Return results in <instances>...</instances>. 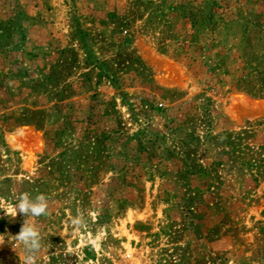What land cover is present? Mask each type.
<instances>
[{"label": "rangeland", "instance_id": "rangeland-1", "mask_svg": "<svg viewBox=\"0 0 264 264\" xmlns=\"http://www.w3.org/2000/svg\"><path fill=\"white\" fill-rule=\"evenodd\" d=\"M260 72L264 0H0V201L48 197L37 264H264Z\"/></svg>", "mask_w": 264, "mask_h": 264}, {"label": "clouds", "instance_id": "clouds-1", "mask_svg": "<svg viewBox=\"0 0 264 264\" xmlns=\"http://www.w3.org/2000/svg\"><path fill=\"white\" fill-rule=\"evenodd\" d=\"M0 211L7 216L15 218L17 214L25 217L20 232L14 236L17 246L24 253L23 264H37L38 259L45 251L44 241L40 228L33 221L40 217L51 215L49 199L45 194H37L34 197L27 192L20 193L15 197V202L11 205L0 201ZM73 226L79 227L82 224L80 217L71 220ZM4 241L0 237V244ZM72 250L69 249V252Z\"/></svg>", "mask_w": 264, "mask_h": 264}, {"label": "trees", "instance_id": "trees-1", "mask_svg": "<svg viewBox=\"0 0 264 264\" xmlns=\"http://www.w3.org/2000/svg\"><path fill=\"white\" fill-rule=\"evenodd\" d=\"M184 17L189 20L192 29L190 37L197 36L202 29L208 28L212 31L217 30L216 25L218 22L215 21L210 14L207 15L199 10H196L195 12H189V14ZM259 76L255 78L252 84H249V81L240 78L235 82V86L236 88H241L254 96H264V72H260ZM262 164H264V161H262Z\"/></svg>", "mask_w": 264, "mask_h": 264}]
</instances>
